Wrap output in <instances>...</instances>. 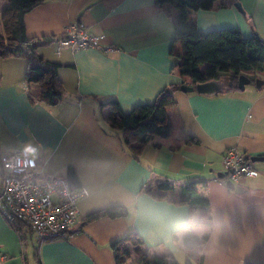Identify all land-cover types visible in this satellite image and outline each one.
Masks as SVG:
<instances>
[{"label": "crops", "instance_id": "crops-1", "mask_svg": "<svg viewBox=\"0 0 264 264\" xmlns=\"http://www.w3.org/2000/svg\"><path fill=\"white\" fill-rule=\"evenodd\" d=\"M5 1L7 14L0 15L9 28L0 32L1 46L12 30L13 10ZM235 1L192 10L190 20L202 32L236 27L244 37L256 32L264 41V0H237L243 12ZM177 15L171 4L155 0H43L25 14L28 38L60 36L77 23L99 45L58 49V38L37 48L44 60L59 64L64 94L57 105L30 98L26 56H0V150L36 147L43 175L65 177L71 166L76 187L88 195L78 202L80 221L67 238L40 241L28 226H14L0 212V264H117L112 243L121 240L118 253L128 248L131 257L139 239L148 258L165 255L179 264L170 250L161 249L158 234L168 229L174 205L219 224L214 247L201 252L194 245L185 264H198L200 255L201 264H264V161L255 162L258 175L234 183L238 191L217 175L229 147L264 155V84L213 96L179 87L165 106L170 135L147 142L112 117L115 109L126 113L152 103L170 84L194 85L179 65L185 51L174 28ZM204 63L199 68L206 75ZM254 72L264 80V69ZM161 181L190 184L192 192L208 197V210L179 202L175 190H159L158 196L145 191ZM110 205L124 206L127 215L84 221L89 212Z\"/></svg>", "mask_w": 264, "mask_h": 264}, {"label": "trees", "instance_id": "trees-1", "mask_svg": "<svg viewBox=\"0 0 264 264\" xmlns=\"http://www.w3.org/2000/svg\"><path fill=\"white\" fill-rule=\"evenodd\" d=\"M13 10L12 30L5 35L4 46L0 45V56L7 54L24 55L30 62L25 83L30 98L44 102L48 105H57L64 94V88L57 76L59 64L44 60L37 48L49 42L63 37L43 36L41 38H28L26 35L24 17L27 12L39 5L43 0H7ZM216 0H155L162 6L169 3L179 10V15L174 18V28L178 36L183 37V49L185 55L180 57V69L189 74L193 84L209 79H221L224 81L226 91L239 90L238 77L243 74L250 79V84H255V72L264 69V41L256 35L244 37L236 27L216 29L209 32L198 30L194 21L190 20L189 13L192 10L207 9ZM32 61V63H31ZM201 62H207L212 67V72L204 74L199 68ZM253 73L255 75H253ZM181 84H170L163 88L152 103L140 104L129 112L115 109L113 116L121 128L131 130L139 134L142 142L149 141L154 135L167 137L171 133V123L167 118L165 106L172 104V94L178 90ZM127 141V137H123ZM5 153L0 150V155ZM70 186L76 188V177L71 166L67 168L65 175ZM159 190H175L179 194L178 201L187 204L190 208L208 210L209 199L201 193H194L190 184L174 185L169 181L157 182L154 187L149 186L146 192L158 196ZM127 208L121 205H110L102 209L89 212L84 221H92L101 217H125ZM21 223V222H20ZM18 225L14 222V226ZM208 234L201 239L208 240ZM186 241L192 242L190 247L200 245V240L194 235L185 236ZM121 240L114 241L112 247L117 264H125L131 251L125 248L122 254L118 253ZM142 241L132 247V250H140ZM143 255V254H142ZM202 255L198 264H201ZM142 260V258H141ZM144 262V261H143ZM146 264H175L171 263L167 256H156Z\"/></svg>", "mask_w": 264, "mask_h": 264}, {"label": "built area", "instance_id": "built-area-1", "mask_svg": "<svg viewBox=\"0 0 264 264\" xmlns=\"http://www.w3.org/2000/svg\"><path fill=\"white\" fill-rule=\"evenodd\" d=\"M62 35L58 49L78 51L99 45L98 38L77 23L66 26ZM221 164L226 179L239 181L259 173L251 155L235 146L225 150ZM0 167V212L5 219L25 224L40 241L67 238L80 221L78 202L88 195L87 190L72 188L64 176L43 175L38 158L24 148L1 154Z\"/></svg>", "mask_w": 264, "mask_h": 264}, {"label": "clouds", "instance_id": "clouds-1", "mask_svg": "<svg viewBox=\"0 0 264 264\" xmlns=\"http://www.w3.org/2000/svg\"><path fill=\"white\" fill-rule=\"evenodd\" d=\"M24 152L32 155L37 152V148L32 145H26ZM173 208L174 215L168 229L159 231L158 234L164 239L161 249L167 248L170 250L174 254L175 259L180 264H183L185 256H188L191 251L195 250L190 247L192 242L186 241L185 236L189 233L194 234L196 239L200 240L199 251L202 252L214 247L216 243L215 232L218 230L219 224L215 219L202 216L197 211L186 212L185 205H174ZM205 234H208V240L201 239Z\"/></svg>", "mask_w": 264, "mask_h": 264}, {"label": "water", "instance_id": "water-1", "mask_svg": "<svg viewBox=\"0 0 264 264\" xmlns=\"http://www.w3.org/2000/svg\"><path fill=\"white\" fill-rule=\"evenodd\" d=\"M234 6L241 12L242 6L239 1L234 2ZM254 35L258 36L255 32ZM250 84V79L241 74L238 77V87L240 90H243L246 85ZM264 84V80L260 78H255V86L260 88ZM180 89L185 92H192L196 91L198 94L206 95V96H213L218 93H223L225 91V84L224 81L221 79H209L203 82H196L194 85L188 84H181ZM252 161H264V155H253L251 156ZM219 178H225L226 172H222L217 174ZM225 184L230 189H235L236 191L239 190L238 186H235L231 179H226Z\"/></svg>", "mask_w": 264, "mask_h": 264}, {"label": "rangeland", "instance_id": "rangeland-1", "mask_svg": "<svg viewBox=\"0 0 264 264\" xmlns=\"http://www.w3.org/2000/svg\"><path fill=\"white\" fill-rule=\"evenodd\" d=\"M5 6H6V1L5 0H0V11H4V12H2L3 14H7L6 13L7 10L5 9ZM3 22H4L5 26H4ZM8 28H9L8 27V23L6 22V19H4L3 15L1 14L0 15V32H1V34L6 33V32H4V30L7 31ZM0 40H2V39L0 38ZM209 66H210L209 63H207V62H205L202 65V69H203V71L205 73L208 71V67ZM232 181H233V183H237L236 180H232ZM134 251L136 252L135 255L133 254L131 257H129V259L125 262V264H146V261H148V262L152 261V257L148 258L147 255H145L144 251L141 250V252H140L139 249L137 251L136 250H134ZM186 257L187 256H185V258L183 260V264H185ZM141 258H142V260H141ZM173 259L176 260L175 256H174ZM178 263L180 264V262H178ZM188 263L189 264H196V260H189Z\"/></svg>", "mask_w": 264, "mask_h": 264}]
</instances>
